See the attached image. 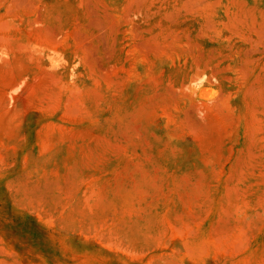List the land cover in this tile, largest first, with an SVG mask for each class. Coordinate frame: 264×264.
I'll list each match as a JSON object with an SVG mask.
<instances>
[{"label":"rangeland","instance_id":"rangeland-1","mask_svg":"<svg viewBox=\"0 0 264 264\" xmlns=\"http://www.w3.org/2000/svg\"><path fill=\"white\" fill-rule=\"evenodd\" d=\"M0 264H264V0H0Z\"/></svg>","mask_w":264,"mask_h":264}]
</instances>
